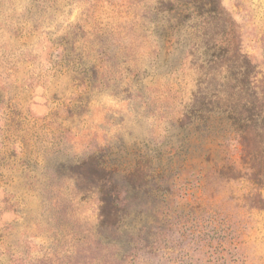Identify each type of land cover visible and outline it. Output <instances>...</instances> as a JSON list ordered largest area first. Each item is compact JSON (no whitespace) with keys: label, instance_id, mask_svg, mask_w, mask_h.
I'll use <instances>...</instances> for the list:
<instances>
[{"label":"rangeland","instance_id":"1","mask_svg":"<svg viewBox=\"0 0 264 264\" xmlns=\"http://www.w3.org/2000/svg\"><path fill=\"white\" fill-rule=\"evenodd\" d=\"M0 264H264V0H0Z\"/></svg>","mask_w":264,"mask_h":264}]
</instances>
